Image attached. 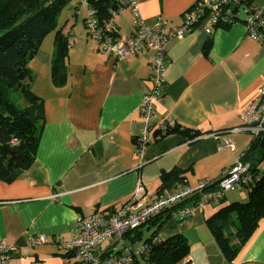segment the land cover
I'll use <instances>...</instances> for the list:
<instances>
[{"label": "crops", "instance_id": "1", "mask_svg": "<svg viewBox=\"0 0 264 264\" xmlns=\"http://www.w3.org/2000/svg\"><path fill=\"white\" fill-rule=\"evenodd\" d=\"M195 2L134 0L145 25L160 16L169 27L179 25ZM88 11L85 0H70L57 18L67 47L59 84L50 75L56 30L44 36L27 63L33 75L31 91L42 100L44 124L31 167L10 183L0 179V239L17 246L8 264H81L65 246L80 217L98 208L119 207L138 181L154 196L185 183L196 186L217 179L252 139L243 132L226 133L235 149L218 150L211 133L241 124L239 112L264 82V47L240 20L211 34L200 22L184 37L169 40L164 94L155 103L157 120L171 118L198 134L191 138L179 131L153 140L138 167L139 103L151 87V54L116 60L98 49L85 28ZM114 24L121 35H131L137 27L131 7H125ZM171 171L176 172L172 182L161 187V175ZM228 192L219 204L206 205L182 223L167 219L156 241L182 234L189 246L186 264H264V215L231 261L209 230L205 220L220 205L235 201ZM246 200L247 195L241 201ZM149 224L144 227L151 228ZM40 236L46 241L32 245ZM138 239L133 232L132 243Z\"/></svg>", "mask_w": 264, "mask_h": 264}, {"label": "built area", "instance_id": "2", "mask_svg": "<svg viewBox=\"0 0 264 264\" xmlns=\"http://www.w3.org/2000/svg\"><path fill=\"white\" fill-rule=\"evenodd\" d=\"M119 1V0H117ZM196 0L191 8L182 14L179 25L169 27V21L157 17L152 25H145L139 17L134 0H123L116 9L110 10L108 19L99 22L93 10L89 9L84 20L87 35L93 39L98 49L108 53L116 60L148 52L150 57L151 87L143 94L139 103L141 129L135 138L137 166L143 164V153L149 144L157 138L155 130L164 133L174 123L171 118L157 120L155 103L163 97V72L167 58V44L171 39H180L191 32L200 22H204L207 34L218 26L242 21L246 33L264 47V0ZM131 7L136 19V30L129 36L121 35L114 24V18L125 8ZM70 41L67 40V46ZM241 124L235 127L213 131L211 136L218 140V150L233 151L234 142L226 133H247L252 138L264 135V82L256 97L239 112ZM264 166L261 167L263 169ZM260 178L243 152L226 168L217 179L202 180L196 186L183 184L172 190H165L151 196L141 181L135 186L131 196L119 207L98 208L87 216L78 219L77 231L71 241L65 244L81 264H150L146 253L156 241H144L140 245L132 243V233L150 223L160 214L168 219L182 223L192 214L201 211L206 205L220 203L227 191L250 187ZM46 241L44 236L31 241L40 244ZM15 244L0 239V264H8L14 252Z\"/></svg>", "mask_w": 264, "mask_h": 264}, {"label": "trees", "instance_id": "3", "mask_svg": "<svg viewBox=\"0 0 264 264\" xmlns=\"http://www.w3.org/2000/svg\"><path fill=\"white\" fill-rule=\"evenodd\" d=\"M99 22L108 19L110 10L116 9L123 0H85ZM70 0H0V179L10 183L29 169L34 162L41 136L44 115L42 100L30 88L32 72L28 60L38 49L46 34L55 31L54 53L51 60V78L61 82L67 55L66 37L57 29V18ZM209 42L204 47L207 53ZM16 93V99L13 93ZM182 132L194 137L174 123L164 133L153 134L161 139L171 133ZM262 136L251 139L243 151L260 178L248 187L246 201H231L220 205L205 222L226 260L231 261L241 246L255 230L264 215V148L259 142ZM154 139V140H155ZM175 171L161 175V187L172 182ZM167 214L153 218L148 227L154 226L151 237L167 221ZM135 238L140 235L134 231ZM147 238V240H151ZM189 251L186 238L175 234L165 240L155 241L146 253L150 264H186ZM34 264H44L35 262Z\"/></svg>", "mask_w": 264, "mask_h": 264}, {"label": "rangeland", "instance_id": "4", "mask_svg": "<svg viewBox=\"0 0 264 264\" xmlns=\"http://www.w3.org/2000/svg\"><path fill=\"white\" fill-rule=\"evenodd\" d=\"M15 94L16 93L14 92L13 95H12L14 99H16V95ZM247 191H248V189L244 187V188H242V191H238V190L230 191V192H228L227 195L228 196L230 195L233 198V200L241 201V200H245L246 195H247ZM244 196H245V198H244ZM154 230H155V227L154 226H152L149 229L146 228V227H141L139 229V231H140L139 239L134 244L138 246L141 243H143L144 241H146L147 238H150L151 237V234H152V232Z\"/></svg>", "mask_w": 264, "mask_h": 264}, {"label": "water", "instance_id": "5", "mask_svg": "<svg viewBox=\"0 0 264 264\" xmlns=\"http://www.w3.org/2000/svg\"><path fill=\"white\" fill-rule=\"evenodd\" d=\"M259 145L260 147L264 148V135L261 137Z\"/></svg>", "mask_w": 264, "mask_h": 264}]
</instances>
